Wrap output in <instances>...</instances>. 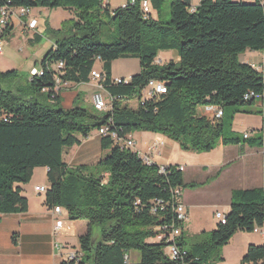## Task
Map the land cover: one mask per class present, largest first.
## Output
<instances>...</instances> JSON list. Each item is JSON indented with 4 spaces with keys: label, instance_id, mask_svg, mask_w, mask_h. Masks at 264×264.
Listing matches in <instances>:
<instances>
[{
    "label": "trees",
    "instance_id": "trees-1",
    "mask_svg": "<svg viewBox=\"0 0 264 264\" xmlns=\"http://www.w3.org/2000/svg\"><path fill=\"white\" fill-rule=\"evenodd\" d=\"M10 1L31 9L62 8L72 15L59 29L47 28L45 36L53 44L39 64L40 75L0 71V213L27 210L20 184L42 166L49 183L47 208L60 206L69 219L87 221V231L78 237L79 260L57 264H129L131 250L139 252L137 264H169L165 243L148 241L157 235L154 227L164 223L181 227L176 244L186 250L189 264H212L223 259L221 249L235 232L264 224V188L233 189L226 222L188 243L184 223L173 213L172 190L198 184L185 183L178 165H168L161 174L158 165L114 144L111 134L101 136V147L109 151L95 166L70 167L63 158L106 124L118 136L160 133L192 152H209L219 144L263 146L261 136L244 137L230 128L236 113L250 112L257 99L264 100V72L239 59L246 50L264 49V0H200L194 11L185 0H170L167 21L160 18L164 0H149L147 13L140 0L114 9L102 6L103 0ZM112 24L117 39L100 41L103 26ZM40 40L36 35L31 44ZM160 50H175L178 61L158 62ZM123 57L137 58L140 71L126 82H115L111 63ZM59 61L61 68L56 67ZM97 62L102 73L98 82L112 98L111 109L98 113L79 103L61 107L56 79L88 82ZM150 80L162 82L165 90L141 101ZM251 92L255 96L244 98ZM131 100L135 107L128 105ZM199 105L216 106L222 115L200 116ZM155 200L165 204L157 214L151 212ZM240 264H264V243L249 244Z\"/></svg>",
    "mask_w": 264,
    "mask_h": 264
},
{
    "label": "crops",
    "instance_id": "crops-1",
    "mask_svg": "<svg viewBox=\"0 0 264 264\" xmlns=\"http://www.w3.org/2000/svg\"><path fill=\"white\" fill-rule=\"evenodd\" d=\"M127 1L118 0V4L124 6ZM192 1L198 2V0ZM107 3L111 8H114L111 5L112 0H107ZM45 9L42 8V10ZM151 15L156 17L157 14L154 11ZM31 16L37 19L36 28L29 30L23 24L15 21L12 29L9 30L8 35L4 38V48L12 46L10 38L16 31L27 35L25 41L29 44H31L33 37L40 35L38 17L35 15ZM47 39L49 38L47 37ZM49 40L52 43V40ZM4 56L5 49L1 58ZM163 56L164 62L173 60V56L169 51H166ZM1 58L0 71H5L8 62L1 60ZM239 59L264 72V49L262 51L246 50L239 55ZM157 61L162 62L163 60L158 59ZM94 69L101 72V63L97 62ZM111 76L113 79L123 78L114 75L113 62L111 63ZM83 93L92 102V105L95 95H100L105 101L110 100L109 94L91 77L88 82L83 83H60L58 91L60 106L68 109L76 103H80L83 99ZM217 108L216 106H206L202 113L197 114L212 119ZM255 110H262V113L258 114ZM232 130L243 136L245 133H248L249 137L261 136L263 146L220 145L209 152H201L202 154L195 156L197 159L194 163L187 164L184 161V163H181V161H173L170 158V151L173 145L175 146L176 144L166 136L152 131L131 133L136 147L140 150H147L148 144L153 142L159 143L156 148L149 151L150 159L154 164L184 166V182L198 184L196 187L190 188L185 194H182V191L186 187L182 188L180 196L181 202L185 205L187 215H190V211L194 210L208 211L209 213L207 225L199 227L202 229L196 234L201 231H211L215 228L217 223L214 216L215 211L228 213L233 189L264 188V100L257 99L250 112L236 113L232 121ZM108 151L109 149L101 147V135L97 129H94L87 137L82 139L80 144L70 147L63 158L70 167L77 165L93 167ZM240 160L244 161L238 168L242 181L237 178L235 181L236 185L230 183L227 186H219L212 190V194H206L207 190H204L205 187H209L210 182L215 183V181H218L222 174L229 171ZM249 160H255L256 169L254 171L251 170L252 166H250L251 163H248ZM46 172V167H36L33 169L30 181L26 184H20L22 194L28 200L26 211L0 213V264H57L66 259L71 252L78 251V237L87 231V221L84 219L71 220L65 211L59 215L52 214L51 209L44 204V193L35 189L36 186L48 188L49 183ZM199 175L202 177L200 182L188 181ZM252 180H254V183H251ZM247 183H251V185H247ZM207 195H211V197ZM55 218L63 220V226L58 230L54 228ZM185 227L188 230V226ZM148 241L155 242L158 240L151 238ZM262 243H264V236L258 233L237 231L229 242L222 247L221 255L223 259L212 264H240V260L249 244ZM127 258L129 264H137L139 262V255L137 256L132 251L128 252Z\"/></svg>",
    "mask_w": 264,
    "mask_h": 264
},
{
    "label": "rangeland",
    "instance_id": "rangeland-1",
    "mask_svg": "<svg viewBox=\"0 0 264 264\" xmlns=\"http://www.w3.org/2000/svg\"><path fill=\"white\" fill-rule=\"evenodd\" d=\"M252 2L253 0H247ZM169 2L170 0H164L161 8H160V18L162 21H167L169 19ZM112 7L116 8L120 5L118 4V0H112ZM113 8V9H114ZM154 12V9H151V13ZM31 15H35L38 17L39 21V29H40V35L41 40L39 42H35L32 44L26 43V36L21 34L19 31H16L12 38H10V41L12 42L11 47H5V56L0 57L1 60H6L8 62L6 70H12L17 69L22 74H27L29 72V69L32 66L39 67V64L43 57L46 55L48 50L51 48L52 43L49 39L45 36L47 28L50 29H59L62 25V22L66 19H69L72 15L69 13V11L64 10L62 8H54V9H48L42 10V8H32ZM117 39V31L116 26L114 24L112 25H106L102 28V35L101 40L102 42H113ZM166 51H169L170 54L173 56L174 61H178V55L175 50H160L157 55V60L162 59V63H164V56ZM5 62V61H4ZM1 63V61H0ZM113 71L115 76L123 77L125 79H129L131 75L137 74L140 71V64L137 58L135 57H123L119 58L113 61ZM86 89V88H85ZM104 93V92H103ZM80 106L83 108H92V102L84 96L83 93V99L80 101ZM136 101L131 100L128 102V105L131 107L136 106ZM206 109V106L199 105L197 106V113H202V111ZM98 113H101V111H97ZM230 128V127H229ZM229 128H226L228 130ZM232 130V125L231 128ZM225 133V132H224ZM238 134V133H237ZM175 142V141H173ZM175 146L173 145L172 150L170 151V158L173 159V161H181V163L186 162L194 163L196 161V157L199 154H202L201 152H192V151H185L177 145L178 143L175 142ZM219 145H217L215 148H217ZM214 148V149H215ZM213 150V149H212ZM184 161V162H183ZM253 161V162H252ZM249 160V164L251 167V170L254 171L256 169L255 160ZM243 160L238 161L235 165L231 167V171H226L218 181H215V183L210 182L209 187H205L204 190H207L206 194H212V190L215 188L221 186H227L228 184L232 183V185H236L237 178L241 179V173L239 171V166L243 163ZM247 163V164H248ZM203 174V173H202ZM201 175L191 178L188 181L191 182H200L202 177ZM251 183H254V180L251 181ZM251 183H247V185H251ZM190 189V187H186L184 191H182V194L187 192ZM44 193V192H42ZM210 196L211 195H207ZM209 213L208 211L203 212L202 210H194L190 211V215H187L186 220H184V232L186 241L188 243H191L195 240L196 233L200 231L199 227H203L202 225H207L206 222L209 220ZM201 224H200V223ZM185 226H188V230ZM198 229V230H197ZM99 226L96 225L93 228V232L95 234L98 233ZM134 254L137 256L139 255V252L137 250H131ZM166 253V249H165ZM132 261V258H131Z\"/></svg>",
    "mask_w": 264,
    "mask_h": 264
},
{
    "label": "built area",
    "instance_id": "built-area-1",
    "mask_svg": "<svg viewBox=\"0 0 264 264\" xmlns=\"http://www.w3.org/2000/svg\"><path fill=\"white\" fill-rule=\"evenodd\" d=\"M189 3L190 11H194L195 7L199 3L200 0H198L197 3L193 2L192 0H185ZM130 2H134V0H130ZM107 4V0H103L102 6ZM141 8L145 13L150 11L149 6V0H140ZM31 8L25 7V6H13L11 4L10 0H0V57L3 54L4 50V38L6 34V29L8 27L13 26L14 22H18L20 24H23L26 28L29 30H34L37 26V19L31 16ZM26 18V20H24ZM57 68L63 67V62L59 61L56 64ZM42 73V70L40 67H32L29 70V75H40ZM91 77L96 80L97 82L102 78V73L100 71H97L96 69H92L91 71ZM115 82H121L122 78H116L114 79ZM128 81V79L124 78V82ZM99 83V82H98ZM100 85V84H99ZM160 85H162V82L150 80L148 84L143 88L142 90V96L141 101H143L145 98L152 96L155 93H160ZM60 86L59 79H56V86L55 90L58 92ZM101 86V85H100ZM102 87V86H101ZM253 95L252 92L248 95L246 94L244 98H247L248 96ZM111 101L112 98L110 97L109 101H105L100 95H95L93 100V106L96 110L105 112L111 109ZM222 115V111L217 108L214 113V118H218ZM109 122L111 120L109 119ZM98 133L102 136L105 134H111L114 144H117L118 146L122 148H130L134 152H136L142 160L148 164H154L149 156V151L151 149L156 148L159 143L153 142L151 144H148L147 150H140L136 147L135 140L132 138L131 134H126L124 136H118L115 132H109L108 125H103L99 129H97ZM249 134L245 133L244 137H248ZM179 170L183 171L184 166L178 165L177 167ZM168 165H158V172L161 174H164L167 172ZM35 189L38 192H45L46 187L45 186H36ZM181 187L177 186L173 188L172 194L176 201L173 203V213L176 217V220L184 222L187 218L186 214V208L183 202L180 200L181 196ZM165 204L161 200H155L154 206L151 208V212L153 214H157L158 211L164 210ZM51 212L54 215H59L62 213V208L60 206H54L51 208ZM214 216L217 220V222H220L224 224L226 222V214L221 211H215ZM63 226V220L60 218L54 219V228L59 229ZM155 231L157 232L156 239L158 241H163L165 243V249L166 254L170 260L169 264H189V262L186 260V250H181L178 245L176 244V238L181 233V227L175 226L173 223H164L159 224L154 227ZM252 232L258 233L262 236H264V224L261 226H254L252 229ZM80 253L78 251L71 252L68 255V259H75L79 260Z\"/></svg>",
    "mask_w": 264,
    "mask_h": 264
},
{
    "label": "bare ground",
    "instance_id": "bare-ground-1",
    "mask_svg": "<svg viewBox=\"0 0 264 264\" xmlns=\"http://www.w3.org/2000/svg\"><path fill=\"white\" fill-rule=\"evenodd\" d=\"M164 86H163V84L162 85H160V93H162V92H164Z\"/></svg>",
    "mask_w": 264,
    "mask_h": 264
}]
</instances>
